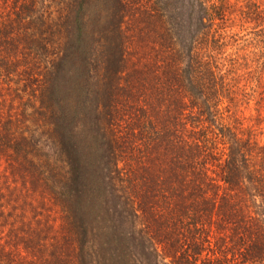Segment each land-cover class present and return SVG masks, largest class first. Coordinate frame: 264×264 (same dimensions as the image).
<instances>
[{
    "label": "trees",
    "instance_id": "16d2710c",
    "mask_svg": "<svg viewBox=\"0 0 264 264\" xmlns=\"http://www.w3.org/2000/svg\"><path fill=\"white\" fill-rule=\"evenodd\" d=\"M264 264V0H0V264Z\"/></svg>",
    "mask_w": 264,
    "mask_h": 264
},
{
    "label": "rangeland",
    "instance_id": "374dc122",
    "mask_svg": "<svg viewBox=\"0 0 264 264\" xmlns=\"http://www.w3.org/2000/svg\"><path fill=\"white\" fill-rule=\"evenodd\" d=\"M145 255H148V258L145 259L144 255H135L134 264H161L162 261L156 256L150 246L148 247V251L145 252Z\"/></svg>",
    "mask_w": 264,
    "mask_h": 264
}]
</instances>
